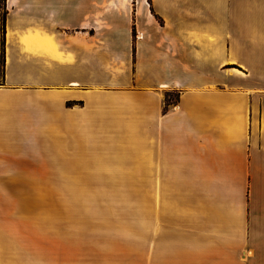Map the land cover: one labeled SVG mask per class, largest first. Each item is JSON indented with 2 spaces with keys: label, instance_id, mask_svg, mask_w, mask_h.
Segmentation results:
<instances>
[{
  "label": "crops",
  "instance_id": "crops-1",
  "mask_svg": "<svg viewBox=\"0 0 264 264\" xmlns=\"http://www.w3.org/2000/svg\"><path fill=\"white\" fill-rule=\"evenodd\" d=\"M5 8L0 197L48 175L51 149L74 150V164L116 180L130 168L152 182L144 196L168 199L186 236L166 264H264V189L246 185L264 171V0ZM34 241L0 217V264H35Z\"/></svg>",
  "mask_w": 264,
  "mask_h": 264
},
{
  "label": "rangeland",
  "instance_id": "rangeland-1",
  "mask_svg": "<svg viewBox=\"0 0 264 264\" xmlns=\"http://www.w3.org/2000/svg\"><path fill=\"white\" fill-rule=\"evenodd\" d=\"M5 14V0H0V84ZM179 93L169 91L167 99ZM63 153L65 158L59 160L58 150H50L48 175L40 173L1 189L9 196L0 197V211L7 212L8 207L11 212L0 214L2 221L34 228L35 264H156V259L157 264H166L164 258L176 254L177 248L184 252L186 233L183 228L178 231L176 223L172 229L165 208L168 199L144 196L154 193L149 191L152 182L137 181L130 168L120 176L123 179L100 175L80 160L74 164V150ZM114 154L112 150L110 156ZM258 169L246 183L248 189H264V171Z\"/></svg>",
  "mask_w": 264,
  "mask_h": 264
}]
</instances>
